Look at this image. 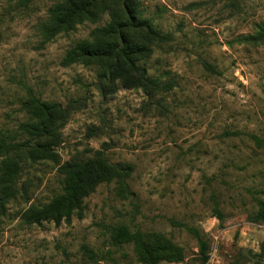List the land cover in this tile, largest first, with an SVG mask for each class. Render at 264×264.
I'll list each match as a JSON object with an SVG mask.
<instances>
[{
  "label": "rangeland",
  "instance_id": "1",
  "mask_svg": "<svg viewBox=\"0 0 264 264\" xmlns=\"http://www.w3.org/2000/svg\"><path fill=\"white\" fill-rule=\"evenodd\" d=\"M58 1L0 0V131L18 130L32 92L69 107L60 163L100 150L129 173L124 185L99 184L80 217L27 225L30 206L62 194L56 163L27 164L0 214V264H142L134 242L113 238L120 226L181 249L180 261L162 264H202L191 228L209 264H264V0H137L170 35L145 62L172 85L152 99L120 85L102 91L96 67L61 63L108 16L46 38Z\"/></svg>",
  "mask_w": 264,
  "mask_h": 264
},
{
  "label": "trees",
  "instance_id": "2",
  "mask_svg": "<svg viewBox=\"0 0 264 264\" xmlns=\"http://www.w3.org/2000/svg\"><path fill=\"white\" fill-rule=\"evenodd\" d=\"M137 0H59L49 8L44 24L46 38L67 31L85 20L94 22L100 12L107 13L103 24L95 25L88 38L78 40L66 50L63 65L83 64L96 67L98 85L102 91L140 89L150 99L172 88L170 81H162L148 73L146 60L154 47L169 40V33L156 29L148 18L139 14ZM255 39L254 35L247 36ZM212 67L209 63H204ZM26 119L18 130L0 131V214L20 191L19 178L24 167L40 160L58 165L62 176V194L48 203L30 206L22 220L27 225L45 221L55 224L82 215L84 199L101 183L117 180L124 185L129 166L107 161L102 151L86 159H70L60 163L56 147L60 144L59 129L69 116L68 106L42 100L29 92L23 102ZM198 239L202 264H209L208 246L198 231L190 229ZM113 238L132 241L142 264H162L166 256L174 261L182 259L181 249L169 240H154L142 233H131L126 227L114 229ZM260 256L264 259V244Z\"/></svg>",
  "mask_w": 264,
  "mask_h": 264
}]
</instances>
